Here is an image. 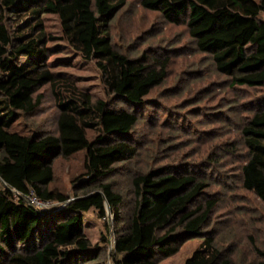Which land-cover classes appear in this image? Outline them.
Instances as JSON below:
<instances>
[{"label":"trees","instance_id":"16d2710c","mask_svg":"<svg viewBox=\"0 0 264 264\" xmlns=\"http://www.w3.org/2000/svg\"><path fill=\"white\" fill-rule=\"evenodd\" d=\"M127 0H0V264H89L104 247L84 231L85 215L107 208L118 221L124 196L112 183L93 194L70 197L50 188L54 162L81 151L88 185L110 175L116 164L132 160L138 148L132 133L151 90L167 76L164 61L132 58L114 49L108 26ZM145 9L169 22L186 24L199 51L212 56L230 86L260 94L246 110L241 128L248 157L240 167L242 186L264 202V0H141ZM58 16L63 36L37 31L42 14ZM48 40H65L102 72L111 101L94 99L68 77L48 66ZM49 84L59 109L57 134L14 130L34 114ZM122 102L128 107H116ZM95 133L91 138L89 132ZM84 179V180H83ZM210 183L189 172L155 168L132 178V202L123 230L117 229L116 264H158L179 251L180 243L203 238L185 264H238L215 247L207 229L220 199L204 198ZM35 194L63 207L42 209L28 201ZM68 201V202H67ZM102 241L109 244L107 236ZM264 264V250L255 246Z\"/></svg>","mask_w":264,"mask_h":264},{"label":"rangeland","instance_id":"374dc122","mask_svg":"<svg viewBox=\"0 0 264 264\" xmlns=\"http://www.w3.org/2000/svg\"><path fill=\"white\" fill-rule=\"evenodd\" d=\"M41 18L37 31L63 36L57 15L45 13ZM261 18L264 20V12ZM108 29L114 49L132 58L168 59V66L165 80L151 90L140 109L132 133L138 148L135 158L116 164L110 175L92 185L76 180L85 173L84 151L54 162L55 178L50 188L70 197L68 201L96 193L98 184L106 182L124 196L118 221L109 208L106 217L93 210L86 213L85 233L93 244L104 247L98 259L89 264H116L112 251L117 229L123 230L126 224L132 178L159 167L168 173L192 172L208 180L210 187L204 198L220 199L207 226L215 247L238 264H257L255 246L264 250V202L242 186L240 167L248 157L241 133L250 113L246 109L260 93L230 86L229 77L216 69L212 56L198 50L186 24L167 21L160 12L145 9L141 0H127ZM47 47L48 66L57 76L70 78L94 99L112 100L96 62L86 61L65 40H48ZM38 93L44 95L41 106L34 114L22 116L14 130L25 135L57 134L59 109L50 85ZM115 106L128 107L122 102ZM89 136L93 138L95 133L90 131ZM64 205L53 201L46 209ZM102 236L109 238V244ZM202 242L203 238L184 240L175 255L160 257L158 264H185Z\"/></svg>","mask_w":264,"mask_h":264},{"label":"built area","instance_id":"2783aa9c","mask_svg":"<svg viewBox=\"0 0 264 264\" xmlns=\"http://www.w3.org/2000/svg\"><path fill=\"white\" fill-rule=\"evenodd\" d=\"M28 201H29V203H31L35 207L42 208V209L43 208L46 209V207L50 206V203H52V201L40 200L35 194L29 195Z\"/></svg>","mask_w":264,"mask_h":264}]
</instances>
